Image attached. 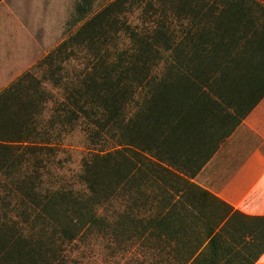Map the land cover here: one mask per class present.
<instances>
[{"label":"trees","instance_id":"trees-1","mask_svg":"<svg viewBox=\"0 0 264 264\" xmlns=\"http://www.w3.org/2000/svg\"><path fill=\"white\" fill-rule=\"evenodd\" d=\"M134 7L148 24L128 22ZM119 36L129 40L120 48ZM79 50L85 65L69 75L63 65ZM263 60L259 0H114L85 21L36 64L42 78L28 70L0 92V264H81L73 251L95 231L140 240L156 264H215L226 217L204 209L209 191L197 200L180 184L241 122L230 108L249 112ZM76 124L98 147L83 158V187L46 186L56 132ZM189 210L209 229L206 247L182 242Z\"/></svg>","mask_w":264,"mask_h":264},{"label":"rangeland","instance_id":"rangeland-1","mask_svg":"<svg viewBox=\"0 0 264 264\" xmlns=\"http://www.w3.org/2000/svg\"><path fill=\"white\" fill-rule=\"evenodd\" d=\"M112 1L114 0H34L32 9H30L32 11V20L29 22L30 17H28L27 8L30 6V0H2L0 3V54L3 51L6 53V46L10 39L14 40L16 36H21V47L24 50L28 49V46L29 49L31 48V51L28 52L29 56L31 54V58L27 64L20 67H18L16 62L12 65L7 62L9 60L1 59L7 63V67L4 70L1 66L2 69H0V92L28 70H31L38 78H42L43 71L41 68L36 67V64L72 33L77 31L85 21ZM259 1L264 2V0ZM141 10V8L134 7L127 12L128 22L138 25L148 24V22H143ZM24 16L28 26L26 30L20 33L21 21ZM121 18L124 19V15ZM116 40L119 41L117 44L118 48L129 42L128 39L120 36L116 37ZM77 53V57L73 56L67 64L63 65V67L68 69L69 75L75 74L85 65L84 58L87 57V52L79 50ZM66 69L63 72H66ZM44 82L48 89L56 93L55 95L59 99H62L61 92L54 80H44ZM54 107L55 103L50 102L44 116L48 118ZM230 110L235 114L236 120L243 118V114H238L234 107H231ZM58 132H61V136L56 140V143L55 141H53L54 144L52 143L53 146L57 147V151L47 160V167L42 169L44 172L43 184L49 187L72 184L77 187H83L78 179L83 158L91 152L98 151V147L90 141L88 132L81 124H76L72 127L69 125L67 129H59L56 133ZM111 147L112 145L110 144L109 148ZM183 177L185 179L181 181L180 186L183 187L185 196L199 200L203 196L202 192L206 189L195 183L190 173H186ZM119 204L123 206V201L118 200L115 205L119 211H122L123 207L118 208ZM205 204L206 207L204 209L216 223H218L220 217H227L232 211L230 206L211 193L207 195ZM110 212H113L111 208H109L108 213ZM191 213V210L187 212L190 219L185 222L183 227L185 236L182 242H184L186 247L196 245L195 239L198 237H200V241H205V235L198 236L194 233H186V227L197 226L201 229L206 227L203 219L194 221ZM171 243L174 244L173 242ZM223 252L224 254L226 253L225 250ZM151 254L150 249L147 250L140 246V240L129 242L127 245L125 243L119 244L115 242L112 235L105 236L104 233H97V231L89 233L84 240L78 241L73 251V257L83 259L81 264H156L154 256ZM208 255H206V258H208Z\"/></svg>","mask_w":264,"mask_h":264},{"label":"crops","instance_id":"crops-1","mask_svg":"<svg viewBox=\"0 0 264 264\" xmlns=\"http://www.w3.org/2000/svg\"><path fill=\"white\" fill-rule=\"evenodd\" d=\"M32 3L27 8L29 22ZM25 21L24 16L20 33L27 29ZM21 42V36L8 41L6 53L0 54V69L7 67L2 58L18 67L28 63L31 48L22 49ZM259 69L264 73V63ZM249 84L253 94L247 91L242 105L251 109L194 177L195 183L232 208L213 233L219 234L212 248L215 264H264V251L259 253L264 242V78ZM208 232L206 227H186L187 234L205 235L203 247L210 242ZM195 241L198 244L200 237Z\"/></svg>","mask_w":264,"mask_h":264}]
</instances>
